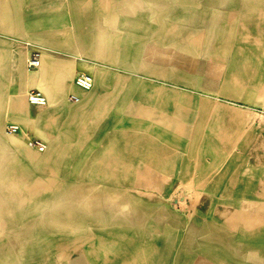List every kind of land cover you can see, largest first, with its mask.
I'll return each instance as SVG.
<instances>
[{
	"label": "rangeland",
	"instance_id": "1",
	"mask_svg": "<svg viewBox=\"0 0 264 264\" xmlns=\"http://www.w3.org/2000/svg\"><path fill=\"white\" fill-rule=\"evenodd\" d=\"M157 34L153 32L154 41ZM239 44H231L233 58L239 56ZM27 46L0 31V199L5 208L0 215L6 219L0 225V251L7 255L0 264H64L82 258L80 254L88 264H201L205 257L199 246L209 224L217 227V219H229L245 206H253L249 212L260 206L264 184L253 178L264 172V99L258 100L252 79L245 95L224 98L215 94L225 83L239 92L246 87L207 78L238 76V59L212 65L208 73L209 64L198 58L178 60L181 56L171 50L176 47L167 54L152 51L157 59L161 54L172 62L165 64L167 76L151 64L152 80L121 76L115 65L98 69L88 64L93 83L85 93L98 88L99 96L81 111L64 95L68 88L77 89L74 76L80 70L72 68L60 81V71L47 67L64 111H57L44 128L34 121L29 96L44 93L30 61L45 52L28 58ZM247 46L249 56L258 53L253 43ZM128 49L119 58L123 68L137 59L136 46L130 54ZM108 62L118 64L114 56ZM100 71L104 77L98 81ZM233 106L242 110L237 116L226 111ZM9 109L28 118L19 120ZM10 123L17 125L16 132L8 133ZM13 134H18L17 141ZM37 141L43 149L31 144ZM44 149L50 152L41 162L29 160L28 152L41 157ZM249 169L250 178L244 177ZM45 175L52 177L49 186V179L39 177ZM39 179L46 181L35 185ZM32 187L46 190L23 191L27 197L18 190ZM10 193H21L19 206ZM131 201L136 202L135 218ZM179 248H194V260L186 262L185 257L182 263ZM213 263L223 264L222 258L217 255Z\"/></svg>",
	"mask_w": 264,
	"mask_h": 264
},
{
	"label": "crops",
	"instance_id": "2",
	"mask_svg": "<svg viewBox=\"0 0 264 264\" xmlns=\"http://www.w3.org/2000/svg\"><path fill=\"white\" fill-rule=\"evenodd\" d=\"M3 2L5 0H0V31L3 37L26 43L30 48L28 58L34 52H37V57L41 51L48 53L53 57L50 67L58 71L57 65L68 64L69 75L72 68L80 70L78 73L93 75L87 69L88 64L97 65L98 69L115 65L121 76L130 74L134 79L144 77L152 80L153 76L149 74L151 64H158L160 71L167 76L168 66L165 64L172 63L161 54L157 59L152 56V51L167 54L169 49L176 47L171 50L176 56H181L178 60L182 62L185 56L192 60L198 58L199 63L209 64L208 73H211L212 65L226 66L238 59V76L221 73L208 75L207 78L230 79L246 88L240 89L241 92L230 90L231 83H225L221 93L215 94L217 97L245 95L247 80L252 79L258 100L264 99V0H7L5 6ZM256 20L259 21L253 23ZM153 32L158 33L155 41ZM232 43H240L237 46L240 51L238 57L230 55ZM248 43L259 48L255 56H249ZM135 46L137 59L129 61V66L123 68L119 61L125 51L123 49L129 48L127 53L130 54ZM112 56L117 59V65L108 62ZM47 70L35 69L34 73L39 77L42 74L37 78L40 83ZM98 74L100 81L104 77L103 71ZM60 76L61 72L58 80ZM53 78L56 79V76ZM48 80L50 86L53 85L54 96L61 99V92L55 89L52 76ZM76 88H68L64 95L67 99L75 95L79 98L77 101H85L89 94L85 93L87 90ZM36 90L40 91L39 88ZM95 95L99 96L98 88ZM62 101L55 106L49 103L31 105L37 115L34 121H39L40 127L46 125L54 115L57 117V111H64L61 110ZM77 101H72L76 103L74 108L81 111L84 105L82 102L77 104ZM71 107L65 106L67 110ZM243 110L250 111L247 108ZM249 173L250 169L243 176L250 178ZM255 176L256 184H264L263 171ZM20 195H9L10 199H15L16 207L20 205ZM259 203L260 206L251 212L239 209L235 215H229V219L224 217L222 222L221 219L215 220L217 227L208 225V230L203 232L205 240H201L203 244L199 246V250H203L199 255L205 257L200 260L201 264H215L213 260L217 255L222 258L223 264H264V200ZM4 210L0 199V214ZM0 220V225L6 222L1 215ZM177 255H181V261L185 263V257L186 262L189 257L193 261L192 256L196 254L194 248H179ZM0 258L7 262L6 253L2 255L0 251Z\"/></svg>",
	"mask_w": 264,
	"mask_h": 264
},
{
	"label": "bare ground",
	"instance_id": "3",
	"mask_svg": "<svg viewBox=\"0 0 264 264\" xmlns=\"http://www.w3.org/2000/svg\"><path fill=\"white\" fill-rule=\"evenodd\" d=\"M4 3V6L7 4V0H5V2H3ZM51 59H53V57L51 56V55H49L48 53H43V54H41L40 55V57L38 58V60L37 61H33L32 63L35 65V68H39L42 72L43 71H45L46 70V68L47 67H50L51 65H52V63H51ZM67 66H68V64L67 65H57V67H59V69H60V72H61V79H62V81H63V78H64V76H67V74L69 73V69L70 68H67ZM98 73L95 75V78H96V80H98L97 79V77H98ZM27 76V75H26ZM33 79H35V78H33ZM61 79H60V81H61ZM41 84H42V88H43V90H44V93H47L48 95H49V98H50V100L49 101H45V94L43 93H39V92H35L38 96H39V98L41 99V102L40 103H38V104H33V105H40V106H44L46 103H50L51 101H54L55 103H58V100L59 99H57V98H55L54 97V88H53V85H51L50 86V82H49V80H48V77H47V75L46 74H44L43 76H42V79H41ZM61 85H62V83H61ZM75 87H77V86H75ZM95 87V86H94ZM160 87H158V86H156L154 89L155 90H160L159 89ZM85 91V90H84ZM59 94V93H58ZM95 95V91L94 90H92L86 97H85V101H83L82 102V104L84 105V106H86V104L88 103V102H90V101H92V98H93V96ZM30 96H32V99L34 100L35 98L37 99V100H39L38 99V96H34L33 94H30ZM79 99V98H78ZM47 100V99H46ZM77 101V100H76ZM78 103L77 104H81V102H79V101H77ZM44 109V108H43ZM219 109V108H218ZM217 109V110H218ZM239 108L238 107H234L233 106V108H227V112L228 113H231L232 115H234V116H237L238 114H239V112H240V110H238ZM10 110V112L12 113V114H18V117H16L17 119H19L20 120V117H23V120L26 118H28V116H27V114L25 113V114H20L19 115V113H15L16 111L15 110H12V109H9ZM242 111V110H241ZM252 115V114H251ZM21 132V130L19 131V133ZM18 136V134H13V135H11L10 137L11 138H13L15 141H17V137ZM44 148V145L42 144V147L41 148H38V149H43ZM44 151H45V149H44ZM49 152H50V150L48 149V150H46L42 155H41V157H36V155H30L31 154V152H28V157H29V160L30 161H36V162H41V160L43 159V157H45V156H47L48 154H49ZM40 178H45L46 180L47 179H49L47 182H45V184L47 185V186H49V181L52 179V177L50 176V175H45V176H39ZM24 180L25 179H23L22 180V182H20V184H19V186H21L22 184H23V182H24ZM46 180H44V181H46ZM43 180L42 181H40V179L39 180H36L35 181V185H41L43 182H44ZM145 182V181H144ZM148 183H149V181H147ZM196 186V185H195ZM3 189V188H2ZM39 188H34V187H32L31 189H28V188H25V190H21V188H18V190H19V192H22V195H24V197H27V196H30V194H24L23 193V191H31V190H38ZM257 189H259V188H257ZM6 190V189H5ZM39 190H43L44 192H45V190L46 189H39ZM48 190L50 191V189L48 188ZM47 190V191H48ZM127 190V189H126ZM27 193V192H26ZM138 194H144V192H142V191H140V190H138ZM198 194V193H197ZM34 195V194H33ZM195 200V199H194ZM196 202V201H195ZM133 202L131 201V203H130V205H132V208L134 209V211H136L135 210V206H136V202L135 203H133ZM254 205V204H253ZM124 207V206H123ZM246 207V209L247 208H253V206H245ZM245 209V208H244ZM1 221V220H0ZM139 233L141 234V235H145V232L142 230V229H140L139 230ZM1 234H2V232H1ZM3 235V234H2ZM80 257H82V258H80V259H76V260H74V258H72V259H66V262L64 263V264H77L78 262H82V264H88L89 262L86 260V258L84 257V256H82V254H80Z\"/></svg>",
	"mask_w": 264,
	"mask_h": 264
},
{
	"label": "built area",
	"instance_id": "4",
	"mask_svg": "<svg viewBox=\"0 0 264 264\" xmlns=\"http://www.w3.org/2000/svg\"><path fill=\"white\" fill-rule=\"evenodd\" d=\"M33 61H30V65H34L32 64ZM92 77L89 75V74H86V73H77L75 76H74V84L79 88V89H82V90H88L91 85H92ZM30 94H33L34 96H38L36 93L34 92H31ZM38 99L37 100L36 98L33 100L32 99V96H29V101L32 103V104H38L41 102V99L39 98L38 96ZM69 99L70 100H73V101H76L77 100V97L75 95H70L69 96ZM6 130L9 131L8 133H14L18 130V127L16 124H13V123H10L7 125L6 127ZM31 144L33 146H35L36 148H41L42 147V143H40L39 141L37 142H31Z\"/></svg>",
	"mask_w": 264,
	"mask_h": 264
}]
</instances>
